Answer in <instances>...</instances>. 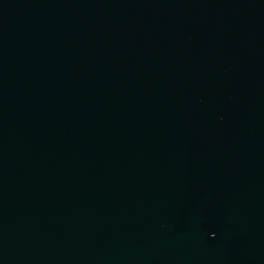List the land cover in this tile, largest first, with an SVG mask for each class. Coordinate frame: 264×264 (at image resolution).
Wrapping results in <instances>:
<instances>
[{"label":"water","instance_id":"95a60500","mask_svg":"<svg viewBox=\"0 0 264 264\" xmlns=\"http://www.w3.org/2000/svg\"><path fill=\"white\" fill-rule=\"evenodd\" d=\"M0 264H264V0H0Z\"/></svg>","mask_w":264,"mask_h":264}]
</instances>
